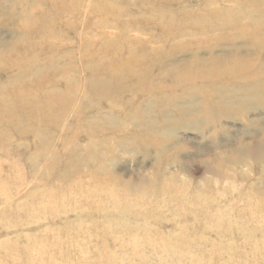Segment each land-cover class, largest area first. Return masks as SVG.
<instances>
[{
  "label": "rangeland",
  "instance_id": "obj_1",
  "mask_svg": "<svg viewBox=\"0 0 264 264\" xmlns=\"http://www.w3.org/2000/svg\"><path fill=\"white\" fill-rule=\"evenodd\" d=\"M0 264H264V0H0Z\"/></svg>",
  "mask_w": 264,
  "mask_h": 264
}]
</instances>
